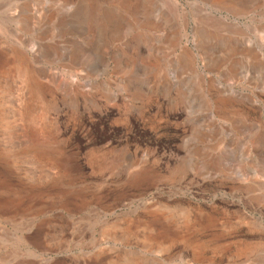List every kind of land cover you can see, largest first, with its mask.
<instances>
[{
  "label": "rangeland",
  "instance_id": "obj_1",
  "mask_svg": "<svg viewBox=\"0 0 264 264\" xmlns=\"http://www.w3.org/2000/svg\"><path fill=\"white\" fill-rule=\"evenodd\" d=\"M0 264H264V0H0Z\"/></svg>",
  "mask_w": 264,
  "mask_h": 264
}]
</instances>
